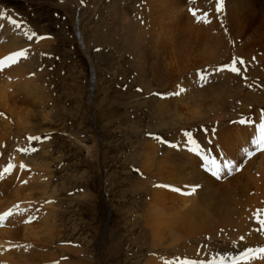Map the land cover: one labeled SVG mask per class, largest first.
<instances>
[{
  "label": "rangeland",
  "instance_id": "rangeland-1",
  "mask_svg": "<svg viewBox=\"0 0 264 264\" xmlns=\"http://www.w3.org/2000/svg\"><path fill=\"white\" fill-rule=\"evenodd\" d=\"M142 1L0 0L1 5L22 17L32 31V39L26 37V46L23 47L26 55L8 67L13 69V87L29 92L31 87L23 83L25 75L17 67L28 58L27 81L33 85L35 92L30 89L24 94L22 105L31 108L30 113H36L30 123L32 131L29 133L32 135L29 136L40 138L24 139L21 149L29 151L21 152L14 162L12 154L9 155L8 161L14 167L0 182V209L7 210L19 203L23 204L18 207L20 215L26 209L21 217L17 214L16 220L6 222L8 216L2 221L6 223H0V230L7 227L10 232L6 234L18 242L14 251L10 249L14 242L3 243L7 251L13 252L14 260L18 259V254L24 257L38 255L35 254L38 249L36 251L33 247L37 243L41 247L46 246L56 260L38 262L23 258L24 264H63L73 259L85 264H144L150 255L159 252L163 255L161 260L168 258L164 254H172L169 247L151 248L147 238L143 211L147 208L144 201L148 195L142 187L147 176L141 171V156L138 154L141 147L145 141L153 142L160 138L162 141L167 138L168 141L174 133L173 127L182 129L186 140L187 134L193 132V129H187L189 127H201L208 135H214L221 127L231 123L241 124L237 121L239 117L253 116V94L259 90V95H262L264 74L258 78L251 73L258 63L254 59H251L253 65L246 62V69H242L243 64L237 65L241 74L230 70L216 71L233 60H244L236 53L227 61L228 50L223 47L214 62L192 73H179L185 85L192 78L188 81L189 87L183 88V85L177 92H172L167 89L169 83L161 86L155 82L149 67L155 60L152 54H156V47H153V37L148 33L150 17L141 12L145 7ZM214 2L217 3L216 0ZM252 28L254 26L250 24L232 33L216 29L213 36L219 43L235 44L237 48L242 45L260 46L264 38L261 35V39L260 36L254 38L249 32ZM41 35L42 39L38 40ZM234 48H230V52ZM263 68L259 67L260 73L264 72ZM200 72L205 73L202 79L205 80L196 83V86L197 78H201L198 76ZM219 83H223L220 90ZM238 84L242 85L244 94L249 90L252 96L239 101V93L236 92L240 91ZM237 87L238 90H235ZM33 93L38 97L33 96L30 100ZM218 94H223V104L219 105L223 113L216 116L213 114L218 110ZM165 99L176 100L177 110L168 105V113H162L158 105L161 101L168 102ZM192 109L193 114L190 112ZM179 117L190 120L189 124H176ZM204 138L207 150L215 146L209 136ZM256 140L250 141L245 154L238 152L236 159L226 162L233 166L226 171L221 168L219 179L211 176L210 179L217 184H235L234 194L242 198L240 204L246 210L240 207V211H249L251 228L258 227L262 236L245 234L246 237L237 236L233 241L226 238L227 232L205 233L203 229L200 233L188 235V238H180L177 245L181 249L179 253L186 255L181 263L253 264L257 257L263 256L259 250L264 248V225L259 221L264 219V180L262 172L255 171L256 167L249 164L253 158L259 160L257 156L262 153L247 158L250 152L259 148ZM193 141L199 143V154L203 152L204 147L199 140L195 138ZM207 153L212 156V152ZM202 156L206 157L205 154ZM21 165L24 167L21 168ZM237 165L241 167L236 169ZM206 171H209L207 167ZM162 178L156 175L151 181L161 189L173 191L174 186H170L172 181L169 183L168 179ZM183 187L180 186L178 193L182 197L189 196L191 190ZM11 212L17 213L15 209ZM35 234L42 235L39 237L41 241H35ZM5 238L9 239V236ZM26 241L33 245L27 249L20 248L22 242V245L28 246ZM183 243L188 248H183ZM66 246L75 252H70L71 249L67 251ZM255 250L258 251L253 254ZM200 259L206 262L199 263Z\"/></svg>",
  "mask_w": 264,
  "mask_h": 264
},
{
  "label": "bare ground",
  "instance_id": "bare-ground-1",
  "mask_svg": "<svg viewBox=\"0 0 264 264\" xmlns=\"http://www.w3.org/2000/svg\"><path fill=\"white\" fill-rule=\"evenodd\" d=\"M141 3L145 5L144 11L141 10V12H143V14H145L147 17H150L148 23L146 22L149 26H151L148 33L153 37V47H156L157 49L154 50L156 54H152L155 60L154 62L152 61L153 64L150 63L149 67L151 68L153 74L150 76L154 77L157 84L162 86L163 84L165 85L166 83H169V86H167L168 88H166L172 92H175L183 85L185 86H183V88L189 87L188 81L192 78H187L188 81L185 85V81L180 77L179 73L181 71L192 73L196 71V69L214 62L220 54L219 50H221L222 47L228 50L227 61L230 60L229 58H231L233 54L237 53L238 55L242 56L241 58L244 59L242 69L247 67L248 63L246 62H249L250 64V62L252 63V60L254 59L260 65L257 63V67L252 68V70L250 68L251 73L254 74V76H258V78H261V76L264 74V72L260 73L259 70V67L260 69L264 67V42L259 44L260 46L242 45L239 46V48H241L240 50L237 48L238 46H235V44L225 45L219 43L217 39H214L213 36V33L216 29H219L220 31H230L232 33L234 30H243L246 25L253 24L254 28L250 29L249 32L254 35V38L260 35L264 38V0H222V11H215V8H217V3L215 4L214 0H143ZM190 9L195 10L197 15L204 16L206 14L208 22H204L203 20L197 22L194 16L190 13ZM0 14H2L0 15V60H2L7 57V54L11 51L24 50L23 47L26 46V37L31 35L32 31L27 27V24L22 17H20L18 14H15V12L11 11L10 8H6L1 4ZM10 21H15L17 24H19V27L15 26ZM45 42L47 41L45 40ZM40 44H42V41ZM152 48L151 50L154 49ZM230 48H234V50L230 52ZM150 53L151 52H149V54ZM27 60L28 58L25 60V63L17 64V67L25 75L23 78V83L26 86L31 87L30 89L35 92L33 85H29V81H27L28 76L26 75V70H29ZM249 67H251V65ZM12 71L13 69H11V66L0 69V107L2 108V111H0V171L5 167L6 162L9 160L8 156L10 154L13 155V161L15 159H19L21 155V151H19V149H21V144L24 142V139H29V137L32 135L29 133L32 131V124L30 123L32 122L31 120H33V116H36L34 115L35 112L33 114L29 112L31 108L28 109L22 105L23 101H25L23 99V95H26L31 90L28 89L29 92H24L20 89H15L11 83ZM239 74H241V72ZM195 75L196 74L194 73V77ZM254 76L252 75L249 77ZM204 80H202V78H197L195 85L196 83L199 84ZM178 83L184 84L179 86ZM245 83L246 81L243 82V84ZM220 86L221 87L218 85V89L223 87V83H221ZM238 86H240V91L238 90V87L237 89L235 88V90H238L236 92L239 93V95L237 94L239 98H236H238L239 101L252 96L249 90L246 91L247 93H243V87L241 84H238ZM245 88L246 87H244V89ZM255 93L256 94H253L254 98H252L251 104L254 107L252 117L256 118V121H258L259 112L262 110L261 108L264 109V90L262 91L261 96L259 95L261 93L259 90H255ZM33 96L37 98L38 94H30L29 99L31 100V97ZM222 96L223 94H221V96H219V100H217V102H219L217 104L218 107H216L218 110H216L213 115L218 116L220 114L222 115L223 113H221L222 108L219 107V105L223 104V100H221ZM224 96H226V94ZM165 100H168L169 103L167 101H161V103L158 105V109H160L162 113H168V105L173 106V108H176L177 110L176 100ZM214 102L216 101L214 100ZM190 112L193 114L194 110L192 109ZM200 114L201 113L198 115ZM202 120L203 119H201V121ZM213 120L215 119L213 118ZM175 122L176 124H179L180 122H186L189 124L190 120L179 117ZM257 124L259 123H253L251 125L231 123L227 127H221V129L216 130L214 135L202 133L197 127L193 128L192 135H194V137L199 140L202 148L204 147L203 152L206 157H209L208 164H204V161L198 156L199 150L195 149L194 145L188 147V134L186 136V140H184V131L182 129H176L173 127L174 129L172 130H174V133H172V135H170L168 138V144L170 145L164 144L161 139V141L158 140L153 142H144L143 147H141L142 149L138 154L141 156V171L147 176V179L144 181L142 187L146 190L145 194L147 193L148 195V198H146L144 201V203L147 204V208L143 211V218L146 221L145 227L148 230L147 238L150 239L149 246L155 249H163V246L166 245V247L171 249V252H168L172 253L164 254L166 257H168L164 260H161L163 255H160V252L150 255L144 264H180L183 258L186 257V255L179 253L181 249L177 247V245L180 244V238L182 236L187 237L188 235L194 233H200V231L203 229L205 233H212L214 231H224V233L227 232L228 235L226 234V238L232 239L233 241L236 240L237 236L241 235L244 237H246V235L250 236L251 234L255 235L256 237L259 235L262 236L263 233L259 232L260 229L257 230L258 227L257 229L251 228V214L249 215V211L246 213L240 211V201L242 198L234 194L235 184L233 182V186L230 185V183L217 184L214 183L216 181L210 179V176L214 179H219V177L215 175V177L212 176L213 172L218 170L220 175L221 168L226 171L228 168L232 167L233 165L226 162H231L233 158L237 157L235 155L238 152L245 154L246 151L244 150L246 147L248 148L250 146V141L254 142L256 138L255 134H258L260 138L261 133L256 127ZM205 136H209V139H212V143L215 145L212 148H208V150L212 152V156L207 153L209 151L204 146ZM198 144L196 143L197 148ZM201 157L204 159L206 158L204 156ZM257 158L260 159L255 160L256 158H253V160H249V164L256 167L255 171L259 173L262 172L261 175L263 174L264 180V150L262 154L257 156ZM211 161H215L217 167H213ZM226 164L228 167H225ZM206 167L209 171H206ZM27 175L28 174L24 175L25 178H28ZM156 175L168 179L167 182L169 183L172 181L170 186H174V188L179 189V191L181 189L180 186H185V189L188 187V189L191 190L189 192V196L182 197L178 191H167L161 189V187L158 185L155 186V182L151 180ZM249 204L250 203L247 205ZM22 205L23 204L19 203L7 210L0 209V215L14 209L17 212L18 207ZM28 209L30 210L31 207ZM241 209L244 210L243 207H241ZM25 213L26 209H24L21 215H24ZM17 214L21 217L19 212H12V215L6 218L5 221L9 222L16 220ZM6 222L0 223L4 224ZM8 232H10V230L7 227L0 230V264H24V260H22L23 258L28 260H36L38 262L43 261V259H48L47 261L51 262L54 259L56 260V257H54L55 255H53L52 252H48L45 248L46 246H42V249L40 243L34 244L33 247L36 249V251L37 249L41 252L44 251L42 254L38 251L35 253L38 255L25 257L18 254L17 257L15 255L14 256L21 260H14L12 258L13 252L7 251L3 243L9 242L13 244L14 242V244L10 247V249L14 251L18 242L14 240L13 236L6 234ZM5 236H9V239H6ZM35 236L37 237L35 238V241H41L39 237H42V235L35 234ZM26 242L25 243L27 245L29 241ZM23 243L24 242L20 243L19 245V247L22 249H27L30 247V245H33L32 242H30L28 246L22 245ZM38 244H40L41 248ZM254 245H257V243ZM184 246L185 245L183 243L182 247L184 248ZM186 248H188V246ZM65 249L67 251L71 249L70 252H75V250L67 246ZM190 250H192V246ZM257 251L258 250H255L253 254L257 253ZM177 253H179V255H176ZM262 254L264 256V253ZM262 257H257L258 260L256 259V261L254 260L252 263L255 264V262H257V264H264V259ZM54 262L56 263V261ZM200 262H206V260L202 261V259H200L199 263ZM63 264H85V262H79L73 259L71 261L66 260L63 262ZM86 264L88 263L86 262Z\"/></svg>",
  "mask_w": 264,
  "mask_h": 264
},
{
  "label": "snow or ice",
  "instance_id": "snow-or-ice-1",
  "mask_svg": "<svg viewBox=\"0 0 264 264\" xmlns=\"http://www.w3.org/2000/svg\"><path fill=\"white\" fill-rule=\"evenodd\" d=\"M222 6H223L222 5V0H217V10L218 11L221 10ZM189 11L194 16V18L197 20V22H200L202 20L204 22H208L206 14L204 16H201V15H197V12L195 10L190 9ZM0 15H2V14H0ZM10 22L13 23L15 26L19 27V24H17L15 21H10ZM28 39L31 40L32 36L31 35L28 36ZM38 39H42V37L38 38ZM25 55H26V50H22L20 52L13 53V54L5 57L4 59L0 60V69H3L4 67H7L9 64L16 63L19 58L24 57ZM243 63H244V61L242 59L233 60L231 63L225 64L221 68H217L216 71L230 70V71L238 74L241 69L237 65L238 64L242 65ZM200 75H201L202 79L205 77V73H201ZM176 94L178 95L179 93H176ZM239 123H241V124H245V123L251 124L252 121L251 120H241V121H239ZM256 127H257L258 131L261 133V135H260L259 140L255 141V143H257V145L260 147L261 150H264V114L261 115L260 123L257 124ZM39 139H40L39 137H29L30 141L31 140H39ZM32 150L35 151V149H32ZM19 151L27 152V151H29V149H27V148L19 149ZM211 163H212L213 167H217L215 161H211ZM13 167H14V165L9 164L8 167L3 170V173L11 172ZM20 167L23 168L24 165H21ZM225 167H228V165L226 164ZM3 173H0V176H2ZM213 175L219 177V171L217 170L216 172H213ZM173 190L174 191H179V189H173ZM10 215H12L11 210H9L8 212H5L2 215H0V222H2L6 217H8ZM259 223L264 225V219L260 220ZM259 251L261 253H264V248H261Z\"/></svg>",
  "mask_w": 264,
  "mask_h": 264
}]
</instances>
